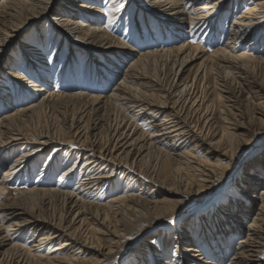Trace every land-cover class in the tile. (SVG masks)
<instances>
[{
	"label": "bare ground",
	"instance_id": "6f19581e",
	"mask_svg": "<svg viewBox=\"0 0 264 264\" xmlns=\"http://www.w3.org/2000/svg\"><path fill=\"white\" fill-rule=\"evenodd\" d=\"M86 1H0V68L15 67L9 53L27 28L40 36L46 27L64 44L68 39L63 65L70 68L77 54L97 68L104 59L100 79L111 81L112 72L118 77L109 94L90 96L46 94L19 76L18 91L34 87L39 96L24 108L0 87V165L10 157L0 177V264H148L140 249L118 258L134 235L148 245L155 264H254L252 258L264 264V147L242 165L244 173L235 171L225 182L209 217L194 215L171 234L159 228V220L190 197L204 199L236 154L264 133V0H112L155 18L172 38L192 34L200 42L151 53H136L98 26L83 24L80 17L94 13ZM18 51L26 67L43 70V60L33 61L36 53ZM0 75L16 77L1 69ZM54 108L58 114L50 115ZM54 145L33 187L8 190ZM65 152L68 161L78 160L50 188L46 179ZM152 234L162 247L147 241ZM236 234L243 237L226 258ZM25 235L29 240L19 243ZM194 235L214 259L187 247Z\"/></svg>",
	"mask_w": 264,
	"mask_h": 264
},
{
	"label": "rangeland",
	"instance_id": "374dc122",
	"mask_svg": "<svg viewBox=\"0 0 264 264\" xmlns=\"http://www.w3.org/2000/svg\"><path fill=\"white\" fill-rule=\"evenodd\" d=\"M111 1L112 0H87L86 5L90 7L92 9V12L94 13L93 15L80 17V21H82L83 24L89 23V25L91 26H98L110 36L117 38L119 41H122L126 46L130 47L131 49H134L136 53H151L157 52L158 50L163 51L176 47L177 45H180L184 42L191 41L193 42L192 45H196L198 43L200 44L199 39H197L195 35L192 34L189 36L181 35V38H179L178 40L176 39V37L172 38V33L169 31L164 32V29L161 27V24L155 18L149 17L147 19L146 16H144L143 14H138L136 9H132V6L124 8L122 10V6L115 3L118 5L117 7H115L113 4H111ZM137 4L141 5L142 3L137 2ZM118 8L119 10L121 9V11H117ZM245 8L246 6H242L241 10H244ZM109 9H111V11H109ZM93 18L94 20H92ZM136 24L139 26H136ZM223 25L224 23H221V27H223ZM41 30H43V34L39 36L34 31L33 27L27 28L21 35V39L15 41L17 43L22 41L21 45L19 47L16 46L17 44L14 45V47H12L11 49L12 51L10 50L11 53H9V57L12 56L14 58L15 67L8 68L7 66H1L0 68L1 70H3V72L9 73L13 71V74L16 75V77L10 75V79L0 75V87H5L4 90L7 96H9L12 104H14V98H18L16 101V104H18L17 106H19V108H24L26 106H31L37 103L39 99V96H37L38 92H33L34 90H32L34 89V87H29V90H27V92L21 93L22 90L18 91L17 88L20 87L18 84V80H20L19 76L25 77V79L27 80L25 83L31 82L37 85L38 89H44L46 94L57 95L67 93H88L90 96H93V94L96 92L104 96L111 92L110 89L112 87L110 86L118 81L117 75L112 72V74H110L112 80H105L106 82L103 81L104 78H101V81L100 77L97 75V72L102 70L103 65L108 66V63L104 59H101V65H98L99 67L97 68L95 64L89 63L86 56L77 54L71 62L69 61L71 63V67H66V65H63V62L66 56L65 47L67 46L66 43L68 42V39L65 41L64 44L63 41H59L60 39H58L57 36L55 37L54 35L49 33L46 27H43ZM73 36V40H75L78 34L75 33L73 34ZM70 40L72 41V38ZM141 42L145 45L147 44L146 47L138 48V43ZM22 47H27V49L31 50V52H33L34 54L36 53L35 56L32 57L33 61H35L38 57L39 60H43V64H41L43 65V70L37 72L35 71L36 69L32 70L25 66V63L27 62L25 59H22L20 51H18ZM140 49L143 50L140 51ZM205 50L211 51V46L207 45ZM115 63H119L121 65V61L117 58L115 59ZM104 70L109 71V68H106ZM194 73L195 71L189 73V75L193 77ZM16 92L22 97H18L19 95L16 94ZM3 99L4 95L0 97V110L3 108L1 106ZM57 109L58 108H54L53 110H51L50 115L58 114ZM0 114L2 113L0 112ZM56 147L57 145H54L53 147H51V149H49V151H47L43 154V156H41L39 160L40 162L35 167V171L29 173L30 175L25 172L24 174L26 175H22L21 177H16L12 179L13 181H11V184H9V188L7 187L8 190L19 191L27 190L33 187L34 182L37 180V174L41 172L45 166L46 157L50 155ZM261 147H264V133L256 136L255 139L252 140L243 151L236 154L232 167L229 169L226 176H224L223 179L217 182L211 192H208L206 194V197L204 199H200L199 197H190L171 214L167 215L166 217H162L159 220V228L163 227V229L168 234H171V232H174L173 230L177 228L178 224L186 223L190 220V217H193L194 215L196 216L197 214H200L202 217H209L212 213L215 212L214 209L216 207L217 202L214 200H216L218 194L221 193V189L224 186L225 182L231 178L235 171H241V173H244V171H242V165L247 162L253 152H255ZM200 154L202 155V153ZM66 156L67 153H63V155L60 157V160L53 165L55 171L53 172L52 176L46 179L48 187H57L58 182L61 178V173H65L69 169L68 166H73L74 162L78 160V156H75L71 161H68V158H66ZM9 160L10 157H7L5 160H3L2 164L0 165V177H2V175L4 174L3 172H5V169L8 167L7 163L9 162ZM80 161L83 162L84 159L82 160L80 158ZM77 166H79L80 168L82 166V163L79 162ZM106 172L109 173L110 171L107 170ZM25 176L26 178H24ZM78 178L79 175L69 181L70 190H75ZM238 179V175H235V180L237 181ZM260 190L261 189L259 188L257 192H259ZM217 205L219 206L218 203ZM248 222L249 221H247L246 224ZM139 237L141 236H131L129 240L126 241L123 247L120 249L118 258H121L122 256H127V254L130 253L131 250L140 249L142 250L143 254H146L147 259L150 261L148 264H155V258H153L152 254L148 251V245L142 247V241H140ZM242 237L243 235H233L232 241L229 243V246L223 253L225 254L226 258L231 256V254L233 253V249L237 246L238 241H240V238ZM27 239L28 236L25 235V237L19 238L18 241L21 244H26ZM36 240H38V238ZM147 241L153 244L156 248H160L163 246L161 237L159 235L152 234L150 235ZM56 245V242L51 243L48 248H53ZM189 246L197 247V249L199 250V253H197V255L201 254L205 258L209 257L214 259V256H212V252L209 250L210 246L207 245L204 240L200 239V237L198 238L197 235L193 236V241L189 243L187 247ZM169 252L171 254L174 253L173 246L170 247ZM252 261L254 262V264L259 263L258 260L254 258H252ZM108 264L116 263L115 261H111ZM118 264L121 263L118 262Z\"/></svg>",
	"mask_w": 264,
	"mask_h": 264
},
{
	"label": "snow or ice",
	"instance_id": "6c2138e0",
	"mask_svg": "<svg viewBox=\"0 0 264 264\" xmlns=\"http://www.w3.org/2000/svg\"><path fill=\"white\" fill-rule=\"evenodd\" d=\"M109 11H111V9H109Z\"/></svg>",
	"mask_w": 264,
	"mask_h": 264
}]
</instances>
